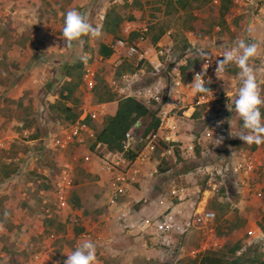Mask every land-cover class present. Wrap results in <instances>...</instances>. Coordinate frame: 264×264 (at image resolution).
I'll return each mask as SVG.
<instances>
[{
  "label": "built area",
  "instance_id": "obj_1",
  "mask_svg": "<svg viewBox=\"0 0 264 264\" xmlns=\"http://www.w3.org/2000/svg\"><path fill=\"white\" fill-rule=\"evenodd\" d=\"M260 1L256 2L255 9L262 11ZM122 31L123 35L111 44L110 58L88 56L81 86L89 97L83 96L79 116L65 125L60 124V132L48 137L46 146L67 149L96 138V130L88 118L100 120L106 116L108 102H94L90 95L99 84L96 60H109L113 67L105 79L111 91L117 98L134 97L142 102L158 118L159 124L145 133L144 120L139 119V123L125 133L121 151L108 150L99 155L90 150L84 161L91 162L96 158L101 169L108 173L105 195L110 205L121 206L123 202H129L127 198L132 190L145 189L143 178L155 180L154 195L151 192L134 202H156L158 208L138 213L127 206L118 211L117 222L123 232L143 236L144 247L154 250L161 262L179 264L186 257H196L208 249L222 247L216 234L217 212L209 207L213 199L233 204L236 202L234 196L245 194L247 198L251 196L261 202L264 214V146L252 148L236 136L245 131L243 121L234 111V101L241 86L239 68L231 64L220 74L222 78L216 75L217 61L223 60V53L235 43L205 49L212 61H209L211 64L203 80L211 93L203 94L197 92L192 83L195 73L204 71L203 64L207 61L201 60L189 76L183 71L188 64L187 57L200 49L196 44L176 49L170 37L171 30H168L164 35L170 42L159 40L147 45L148 26H139L133 21L126 23ZM133 32H137L134 38ZM217 42L218 39H214L213 44ZM124 63L135 69L119 70ZM249 63L262 96L264 50ZM228 104H232V110ZM0 145H3L1 141ZM130 152L136 154L134 158H129ZM142 171L145 172L143 176ZM51 184L56 205L62 210L58 213H64L65 221L72 216L74 218L70 220L79 223L80 217H76V208L71 202L76 187L73 167L67 163L56 169ZM205 192L209 195L202 206ZM196 231L209 239L190 248L186 246V240ZM247 233L255 242L264 240V231L256 221ZM60 237L55 232L48 233L42 250L31 254L24 264H64L67 254L72 251H61L56 259L51 256L52 250L58 249L55 243ZM86 240L97 245L101 236L95 229L85 226L78 234L77 243ZM96 257V264H101L97 249Z\"/></svg>",
  "mask_w": 264,
  "mask_h": 264
},
{
  "label": "rangeland",
  "instance_id": "obj_2",
  "mask_svg": "<svg viewBox=\"0 0 264 264\" xmlns=\"http://www.w3.org/2000/svg\"><path fill=\"white\" fill-rule=\"evenodd\" d=\"M56 1L64 2V0L34 1L37 3L39 10L33 11V15L36 18L40 17L42 20L46 19L48 24L44 26L45 29H51L52 26L51 31L55 28L57 34L59 36L61 35V40H63L62 30L66 12L75 9L84 14L91 25L101 29L102 35L98 39L84 37L85 43L82 46L79 44H75V46L85 51V55L83 54L84 56L88 57L92 55L93 59L95 57V51L99 50V44L106 38V35L110 34L104 27L100 26L103 19V16L100 14L102 11L100 12V10H108L114 4H117V11L125 17L130 13L133 14L135 10L131 5H123L126 0H89L82 5H74L71 1L66 4L63 11L59 8ZM143 1L145 5L142 12L136 11L135 13L140 16L139 20L134 22L139 26H148L149 39H152L155 30L158 31L161 27L166 28V32L171 30L170 37L175 42L174 47L176 49H182L189 41L203 50L213 45L217 47L219 45L223 46L228 43H235L238 40L246 41L245 39H241L245 36L244 23L246 24L248 19L264 18V0L259 2L260 5L263 6L262 11L255 9L258 0H234L235 4L232 6L230 12L226 14L229 28L220 31L221 29H219L220 27L218 25L219 1L213 0L205 6L193 11L196 18L192 21L193 27L189 28L187 24L190 22V17L185 12H164L166 0ZM129 2H131V0H129ZM10 3L11 2H6L5 6L1 8L0 38L5 36L7 40L5 42L7 44L11 41V38H17L21 40V43L22 41H28L34 38L32 37L33 29L37 26H33V24H35L33 18L30 22L26 23L22 17L18 16L19 11L15 10V8L21 7V3L14 6L15 8H13ZM95 9H98L99 14H94ZM20 12L22 14L25 10L20 9ZM89 18H91V22ZM128 22L132 21L124 20L121 24L122 28ZM57 24L60 26L59 29L55 27ZM151 25L155 27H151L150 29ZM14 32L16 33L14 34ZM113 39L111 37V40ZM214 39H218L217 44H213ZM0 50L2 51L3 47H1ZM93 59L91 60L92 62H94ZM101 66L103 67L99 69V81L109 75L112 70V67H108L107 69L105 65ZM40 68V73H36L43 75L46 69L42 70L43 67ZM120 68L121 70H126L130 68V65L124 63L119 69ZM4 70L5 67L0 66V76L3 75ZM8 70L9 68L7 67L6 71L8 72ZM15 75L14 77H18V73ZM58 81L59 79L57 76L49 77L44 87L48 86L49 89L52 88L51 93H53V90H58L61 86L58 85ZM101 90H105V87L103 83L99 82L95 92V99H98ZM79 96L80 92L76 88L73 98L79 99ZM262 98H264V88ZM25 101L28 103L25 106L27 107L26 110L24 109L25 107L19 109V107L16 106V102L11 103L0 98V106L2 105L3 108H8L7 110L9 111H7V113L14 117L19 115L23 120L19 123L15 120L4 121L0 116V141L3 143V145H0V173L9 169H14L13 175L6 181L5 178L0 176V264L25 263L31 254L35 251L42 250L44 244L47 242L46 235L48 232H55L56 235H61L60 232L62 228L59 224L61 221L65 224L67 232L58 240L59 242L57 241L55 244L58 248L61 246L63 250L65 249L64 244L73 248L77 247L78 241L76 238L73 236L72 238L68 237L70 232L75 231V233H80L83 229V224L86 226L88 225L90 228L99 229V226L102 227L104 223L101 217L97 216L99 215V209L95 212L96 217L92 215L89 210L87 211L84 209V211L87 212H83V217H80L79 223H73L70 220L72 216L65 222L64 213H58L62 210L57 207L52 187L48 185V183H51L56 169L59 170V168L69 163L70 166L73 167L76 180V187L71 195V202H75L74 196H77L80 202H105V197L100 193L102 188V185L98 182L100 181V176L90 171V168L94 169L96 166L101 168L100 163H98L96 158H93L91 162L84 161V156L89 154L90 150H92L95 140H87L81 145L73 144L67 149L47 147V138L60 132V124H58V121L48 112V108L46 107L48 101L46 97H44L41 102V104L45 105L44 107H39V105L28 100ZM68 102L70 106L74 107L75 111H79L80 102L71 100L67 101V103ZM30 106L32 108L28 115V108ZM67 122H62V124L65 125ZM146 124L147 122L144 121L142 128H146ZM98 126L101 128L102 124H98ZM32 139H35V141L26 142ZM93 151L99 155H103L106 152L102 147L98 146H96ZM12 179L15 180L13 181ZM155 189H157L156 185ZM208 195L209 192L204 193L202 202L206 203ZM242 198V195L240 197L234 196L236 202H233V204L232 202L222 203L214 201L212 206L210 205V208L217 212L215 221L217 234L218 229H224L227 222L235 219L236 215L247 219L243 228L231 236H220V240L222 245H225L227 242L232 243L241 240L244 250L247 254H251L253 249L257 245H260L261 242H255V240L250 238L247 231L254 225L255 221L260 223L264 214L262 213L261 202H259V200H255L249 196L247 201L243 202ZM240 202H242V204H240ZM5 212L8 213L7 218H5ZM76 217L79 218V216ZM78 228H80L79 231ZM131 235L136 236L134 234ZM208 239V236L204 237L202 232L196 231L188 237L187 245L190 247L199 246L201 241ZM118 243L124 246L125 241L121 240ZM66 249L64 252H66ZM56 250L52 253V256L55 254ZM258 252H263L262 258H264L263 246L261 248L260 245ZM103 259L104 257L100 256L99 260L102 261ZM137 264L151 263L143 258L139 259ZM155 264L164 263L158 261Z\"/></svg>",
  "mask_w": 264,
  "mask_h": 264
},
{
  "label": "crops",
  "instance_id": "obj_3",
  "mask_svg": "<svg viewBox=\"0 0 264 264\" xmlns=\"http://www.w3.org/2000/svg\"><path fill=\"white\" fill-rule=\"evenodd\" d=\"M34 1L36 0H0V13H1V8L5 6L6 2H11L10 4L12 5L13 8H15L14 6H17L18 3H21L22 8L21 7L15 8V10L19 11L18 16L22 17L26 23L30 22L31 19L33 18L35 22L33 26L34 25L37 26L33 29L32 37L34 38H31L28 41H22V43L20 42L21 40H18L17 38H11V41H9L7 44L5 42L7 41L5 36L2 35L3 37L0 38V48L3 47V50L2 51L0 50V66L5 67L3 75L0 76V98H3L7 102H11V103H15V102L17 103L21 99L28 100L30 102H34L36 105H39V107L41 106L44 107L45 105L41 104V102L43 98L46 97V100L48 101L46 107L48 108V104L50 102L51 103L55 102L60 97L59 90L60 88L62 89V87L60 86L58 90H53V93H51L52 88L49 89L48 86L44 87L46 80L52 76L54 77L57 76L59 81L69 80L70 78L66 77L63 74L62 68L66 64H74L77 61H79V57L84 56L85 51L81 50L78 46H75V44L73 45L72 48L65 47V42L64 40H61V35L59 36L57 34L56 29L54 28L53 31H51L52 26L51 29L48 28L46 30L44 26L48 24V21L46 19L42 20L40 19V17L36 18L33 15V11L39 10L37 7V3L27 4L28 2H34ZM88 1L89 0H73L72 4L82 5L87 3ZM132 1L133 0H131V2ZM20 9L25 10V12L21 14ZM142 10L143 9H139V10L135 9L133 11V15L135 19L130 21L134 22L136 20H139L140 16L135 13L136 11L142 12ZM98 12H99L98 9H95L94 14H97ZM100 12H101L100 13L101 16H103L100 26L103 27L104 17L107 12V9L105 10L102 9L100 10ZM90 20L91 18H89V21ZM55 27L59 29L60 26L59 24H57L55 25ZM244 27H245L244 29L245 36L241 39H245L246 40L245 42L248 44L256 43L258 45L259 53H262L264 46V18L262 17L257 19L256 18L248 19L246 24L244 23ZM15 33L16 32H14V34ZM111 37L113 39V35L110 34L106 35V38H104L101 43L104 42L111 45L114 40V39L111 40ZM159 40L163 42L171 41L169 38L167 39V36L165 35H162V37ZM157 42H154L153 39L148 38L146 44L149 45L150 43H157ZM94 55L99 56L101 54L99 53V50H97L95 51ZM110 57L111 55L107 58ZM13 62L18 63L19 66L15 67ZM96 64L99 69L103 67L101 65H105L107 69L108 67L109 68L113 67L112 64L109 62V60H105V61L96 60ZM7 67L9 68L8 72L6 71ZM40 67H43L42 70L46 69L43 75L37 74L40 73L39 71V69H41ZM119 70H121V68ZM15 72L18 73V77H14L16 76ZM61 83L59 82L58 85H61ZM77 89L80 92V96H79L80 98L78 99L79 100L78 102H80L81 104L82 96L89 97L88 96L89 94L83 90V87L81 86V82H79ZM95 98H96L95 94L90 95V99H92L94 102L96 101L98 102L99 100ZM115 98L117 97L115 96ZM67 104L69 105V102ZM107 107H108L107 108L108 115L115 114L118 108V100L116 99L114 101L108 102ZM7 109L3 108L2 105L0 106V116L1 118L4 119V121L15 120L18 123L22 122L18 120L16 117L11 116L9 113H7V111H9ZM97 121H99L100 124H103V118ZM58 124L61 123L58 121ZM34 141L35 139L26 142L28 143ZM99 147H102L103 150L108 151L107 146L104 144H101ZM90 169L91 172L99 174L100 181L98 182L100 183V185H102L100 193L102 194L103 197H105L106 200L105 202H81L82 206H77L78 209L76 212L79 214H83V212L86 213L89 210L91 214L96 217L95 212H97V210L99 209L98 210L99 215L97 216L101 217L104 223L102 227L99 226V229L96 228L93 229H95L101 236V242L96 245V249L98 252H100L99 253L100 256L104 257V259L101 261V264H137V261L143 258L147 259L151 264H155L156 262H158L157 253L154 250L144 247L143 236L141 235L133 236L129 233H124L117 222V216L119 214L118 211L125 209L127 206L133 207L135 211L138 213L151 212L158 208L156 202H133L135 199H139L145 196L146 194L153 192L154 190L153 184L155 183V180L151 179L150 177L143 178L142 186L145 189H138L139 187H137L136 189L132 190L130 196L127 198L129 202H123L121 206L110 205L107 200L108 198L105 195V189H106L105 181H107L108 179L109 176L108 173L102 170L101 168H99L98 166H96L94 169L93 168ZM144 174L145 172L142 171V176ZM12 180L14 181L15 179ZM242 199L243 202L247 201V197L245 194L243 195ZM212 201L210 202L211 206L214 203ZM191 203L192 202H187V204H191ZM240 204H242V202H240ZM201 205L202 206L205 205V202H201ZM84 209H86L87 211H84ZM85 226L86 225L84 224L83 227ZM77 234L80 233H75V231H72L70 232L68 237L72 238L73 236L78 241ZM121 240L125 241L124 246H122L121 243H118ZM260 245L261 248L263 246V251H264V240L260 243ZM64 246L65 249L67 248L66 252L68 251L71 252L72 250L73 251L75 250V248L70 247L67 244H64Z\"/></svg>",
  "mask_w": 264,
  "mask_h": 264
},
{
  "label": "trees",
  "instance_id": "obj_4",
  "mask_svg": "<svg viewBox=\"0 0 264 264\" xmlns=\"http://www.w3.org/2000/svg\"><path fill=\"white\" fill-rule=\"evenodd\" d=\"M73 0H64V2H57L59 8L64 11L66 4ZM213 0H166L165 10L166 13H174L178 11L185 12L190 17V22L188 25L189 28L193 27L192 21L196 18L194 15V10L201 8L211 2ZM219 1V22L218 25L220 27V31L223 29L229 28V23L227 21L226 14L230 12L232 6L235 4L234 0H217ZM36 4L35 2H28ZM124 6H130L135 9H143L145 2L143 0H133L131 3L129 0H126L123 4ZM135 19L134 15L130 13L127 17L123 16L119 11H117V4H114L110 7L104 17L103 27L104 29L113 35L115 40L116 37L122 36V26L121 24L124 20H133ZM155 27V26H150ZM122 34L120 35V33ZM166 32V28H160L158 31L155 30L154 35L152 37L154 42H157L162 35ZM137 35V32L132 33V37L134 38ZM114 42V41H113ZM112 42V43H113ZM189 43L186 44L182 49H186ZM99 53L105 58L109 57L113 53V49L110 44L101 43L99 46ZM188 58V64L183 67V71L186 76L190 75L194 69L198 67L200 64V59H197V51H195L194 55H190ZM14 63V66H19L18 63ZM84 63L80 60L74 64H66L63 68V74L66 77H69V80L58 81L62 82L59 90L60 97L55 102H50L48 104V112L51 116L54 117L55 120L62 122L73 121L75 120L79 114V111H75L74 107L67 104V101H79L74 97V90L77 88L79 82L82 80ZM130 68L135 69L134 66H130ZM120 72V71H119ZM100 83L104 84L105 90H101L99 93L98 100L100 102H109L118 100V108L115 114H109L103 118L102 127L98 126L100 124L97 120H91L90 117L88 121L92 123V126L96 130V139L92 146V149L96 147L99 143L107 146V149L110 151H121L123 149V140L125 137V133L128 129H130L139 119L147 122L145 133L150 132L153 129H156L159 124L158 118L151 112V110L146 107L142 102L137 100L134 97H126V98H115V93L111 91L108 87L105 78L100 80ZM98 88V87H97ZM28 104L25 100L21 99L17 102V106L20 108L25 107ZM30 106L28 108V115L30 114ZM18 109V110H19ZM25 110L27 107L24 108ZM21 113V112H20ZM262 117H264V108L261 109ZM16 118L20 121H23L19 115H16ZM36 137V136H35ZM257 145L252 144V148H255ZM129 158H134L135 153L130 152L127 154ZM14 169H9L0 173V176L8 179L13 175ZM50 187H52L51 183H48ZM74 204L76 206H82L80 200L77 196H74ZM217 201L221 202L218 199L213 200L212 202ZM262 221L259 223L261 229L264 231V215L262 216ZM247 219L241 216H235V219L229 220L224 229H218V235L220 236H231L241 228H243L246 224ZM61 225V233L66 230L65 224L61 221L59 222ZM80 228H78L79 231ZM50 233V232H48ZM225 238V237H224ZM230 241V240H229ZM260 245H257L251 254H247L245 250H242L243 244L241 240H237L235 242H227L219 249H208L203 252L199 257L195 259H188L184 261L182 264H264L263 252H258ZM56 250H52V253ZM241 253H238V251ZM60 253L59 249L56 250L55 254H53V259H56L58 254ZM24 264V263H22Z\"/></svg>",
  "mask_w": 264,
  "mask_h": 264
},
{
  "label": "clouds",
  "instance_id": "obj_5",
  "mask_svg": "<svg viewBox=\"0 0 264 264\" xmlns=\"http://www.w3.org/2000/svg\"><path fill=\"white\" fill-rule=\"evenodd\" d=\"M62 33L65 47L67 48H72L74 44H79L82 46L85 43L83 39L84 37L98 39L102 35L101 29L99 27H94L93 25H91L87 21L85 15L75 9L66 12ZM188 43V46L192 45V42L189 41ZM258 55L259 50L256 43L248 44L244 40H238L235 42L234 46L231 49H228L223 53V60L217 61L218 66L216 68V75L219 78H222L220 74L225 71L226 66L231 64H234L239 68L240 71L238 75L241 86L238 89L237 98L234 101V111L243 121V128L245 129V131L240 132L236 136L239 137L245 144H255L257 146H260L264 145V117H262L261 113V109L264 108V98H262L261 96V88L257 82L254 69L249 63L251 59L258 57ZM88 59L89 57L87 56L79 57V60L85 64L87 63ZM197 59L207 62L203 64L204 71L195 73L192 85L197 92L210 94L211 89L205 86L203 77L206 75V70L211 64L209 63V61H212V56L203 49H199L197 50ZM97 87L92 94H95ZM232 104H228L229 110H232ZM95 139L96 138H94V140ZM72 204L75 206L77 211L78 207L74 204V202H72ZM76 214L79 217H83V214H79L77 212ZM4 215L5 218H7L8 213L5 212ZM84 228L85 227H83L82 231L84 230ZM66 232L67 231L65 230L63 233H61V235H59L61 236L60 239L65 235ZM217 237H219L218 234ZM186 246H188L187 240ZM58 249L60 252H64L63 249ZM200 255L196 257H186L179 264H182L185 260L188 259H195ZM96 259V245L91 240H86L83 243L78 244L75 250H72L71 254H67V259L64 261V264H96ZM158 261L160 262L159 259Z\"/></svg>",
  "mask_w": 264,
  "mask_h": 264
}]
</instances>
